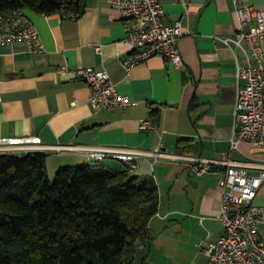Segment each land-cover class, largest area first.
Masks as SVG:
<instances>
[{
  "label": "crops",
  "instance_id": "obj_1",
  "mask_svg": "<svg viewBox=\"0 0 264 264\" xmlns=\"http://www.w3.org/2000/svg\"><path fill=\"white\" fill-rule=\"evenodd\" d=\"M82 1L84 12L74 18L23 8L44 51H31L23 41L0 45V153L41 151L47 154L46 167L52 160L55 168L93 164L113 170L126 165L115 158L97 159L83 148L125 147L204 158L228 154L241 125L234 110L243 81L236 77L235 52L218 38L236 36L233 0H159L165 22L179 21L191 31L178 40L184 65L175 67L155 56L128 71L121 60L130 48L123 43L118 10L107 0ZM239 2L264 9V0ZM238 53L243 63V53ZM64 64L108 72L135 103L93 108L87 83L56 71ZM151 108L160 110V123L143 130L140 121ZM43 146L55 148L43 151ZM229 155L255 165L251 174L264 166V149L249 141L238 142ZM223 171L219 166L195 174L180 160L138 159L130 174L154 178L159 207L132 264H207L201 244L223 233L217 219ZM253 203L264 206V184ZM258 235L264 245V223Z\"/></svg>",
  "mask_w": 264,
  "mask_h": 264
},
{
  "label": "built area",
  "instance_id": "obj_2",
  "mask_svg": "<svg viewBox=\"0 0 264 264\" xmlns=\"http://www.w3.org/2000/svg\"><path fill=\"white\" fill-rule=\"evenodd\" d=\"M118 10L125 29L123 43L130 50L122 60L125 70L158 56L182 67L183 60L178 40L190 34L181 22L164 21L165 10L159 0H107ZM237 20L235 37L218 39L235 52L236 77L243 81L235 102L234 114L240 122L239 129L231 138L229 153L241 140L249 141L256 148L264 149V9L233 0ZM63 18H74L69 12H60ZM255 20V22H253ZM23 41L31 51H44L39 31L23 8L0 13V45ZM243 53L241 63L238 52ZM56 71L71 78L83 80L90 88L89 103L96 109L125 108L134 104L129 95L121 93L108 72L94 67L70 68L67 64ZM155 123L149 114L141 119L140 128L153 129ZM72 148L73 146H66ZM55 147H41V150ZM97 159L115 158L131 169L137 167L138 159L155 156L183 161L191 172L202 174L214 167H223L220 182V210L217 219L223 225V233L217 239L205 241L202 250L207 264H264V245L259 239V225L264 223V206L253 200L264 184V166L250 173L255 165L230 158L229 153L215 158L187 154H172L161 151H143L134 148L90 147L85 148ZM137 247L144 245L141 239Z\"/></svg>",
  "mask_w": 264,
  "mask_h": 264
},
{
  "label": "trees",
  "instance_id": "obj_3",
  "mask_svg": "<svg viewBox=\"0 0 264 264\" xmlns=\"http://www.w3.org/2000/svg\"><path fill=\"white\" fill-rule=\"evenodd\" d=\"M25 7L84 12L82 0H0V13ZM159 111L150 110L156 126ZM46 159L41 151L0 153V264H132L158 211L154 178L130 174L127 164H75L51 179Z\"/></svg>",
  "mask_w": 264,
  "mask_h": 264
},
{
  "label": "rangeland",
  "instance_id": "obj_4",
  "mask_svg": "<svg viewBox=\"0 0 264 264\" xmlns=\"http://www.w3.org/2000/svg\"><path fill=\"white\" fill-rule=\"evenodd\" d=\"M103 160H107V159H103ZM47 161V160H46ZM52 160H50V163L48 164V166H47V172H48V175H49V177L52 179L53 177H54V174H55V172H56V170L58 169V168H55V166L54 167H52V162H51ZM99 161H102V160H99ZM164 203H165V200H164ZM140 253H142V251H140Z\"/></svg>",
  "mask_w": 264,
  "mask_h": 264
},
{
  "label": "water",
  "instance_id": "obj_5",
  "mask_svg": "<svg viewBox=\"0 0 264 264\" xmlns=\"http://www.w3.org/2000/svg\"><path fill=\"white\" fill-rule=\"evenodd\" d=\"M30 152H32V150L28 151L27 153H30Z\"/></svg>",
  "mask_w": 264,
  "mask_h": 264
}]
</instances>
